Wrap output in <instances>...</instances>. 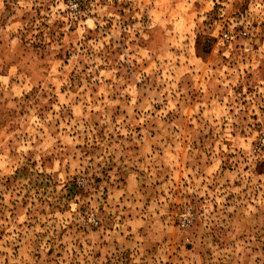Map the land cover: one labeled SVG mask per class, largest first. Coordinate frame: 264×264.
Segmentation results:
<instances>
[{"label": "rangeland", "instance_id": "374dc122", "mask_svg": "<svg viewBox=\"0 0 264 264\" xmlns=\"http://www.w3.org/2000/svg\"><path fill=\"white\" fill-rule=\"evenodd\" d=\"M0 264H264V0H0Z\"/></svg>", "mask_w": 264, "mask_h": 264}, {"label": "built area", "instance_id": "2783aa9c", "mask_svg": "<svg viewBox=\"0 0 264 264\" xmlns=\"http://www.w3.org/2000/svg\"><path fill=\"white\" fill-rule=\"evenodd\" d=\"M96 222V221H95Z\"/></svg>", "mask_w": 264, "mask_h": 264}]
</instances>
